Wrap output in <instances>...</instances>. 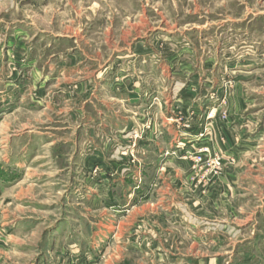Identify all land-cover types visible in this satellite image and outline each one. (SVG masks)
Masks as SVG:
<instances>
[{
  "label": "rangeland",
  "instance_id": "rangeland-1",
  "mask_svg": "<svg viewBox=\"0 0 264 264\" xmlns=\"http://www.w3.org/2000/svg\"><path fill=\"white\" fill-rule=\"evenodd\" d=\"M258 237L264 0H0V264H264Z\"/></svg>",
  "mask_w": 264,
  "mask_h": 264
},
{
  "label": "crops",
  "instance_id": "crops-1",
  "mask_svg": "<svg viewBox=\"0 0 264 264\" xmlns=\"http://www.w3.org/2000/svg\"><path fill=\"white\" fill-rule=\"evenodd\" d=\"M259 239V237L258 238H256L255 239V242L257 243L258 241H260V243L263 245V243H264V238H261V240H258ZM258 240V241H257ZM253 240L249 243L250 245L246 248V251L243 253V255L245 254V255H248V254H252V255H254V254H258L260 251L262 252V253H264V245L262 246V250H260L259 248H256L255 247V245H254V243H255ZM255 247V248H254ZM241 254H242V252H241Z\"/></svg>",
  "mask_w": 264,
  "mask_h": 264
},
{
  "label": "built area",
  "instance_id": "built-area-1",
  "mask_svg": "<svg viewBox=\"0 0 264 264\" xmlns=\"http://www.w3.org/2000/svg\"><path fill=\"white\" fill-rule=\"evenodd\" d=\"M203 144V143H202ZM203 147V146H202ZM203 149V148H202Z\"/></svg>",
  "mask_w": 264,
  "mask_h": 264
}]
</instances>
